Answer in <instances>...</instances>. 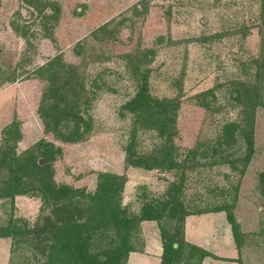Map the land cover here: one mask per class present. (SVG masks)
Returning <instances> with one entry per match:
<instances>
[{"label":"rangeland","instance_id":"374dc122","mask_svg":"<svg viewBox=\"0 0 264 264\" xmlns=\"http://www.w3.org/2000/svg\"><path fill=\"white\" fill-rule=\"evenodd\" d=\"M53 1L61 6L59 21L53 29L54 41L44 38L35 23L32 48L27 49L24 40L14 34L11 24L18 18L17 14L22 20L32 22L31 11L19 0H0L1 56L12 64L29 59L19 69L18 81L0 86V144L2 130L16 120L22 134L16 152L26 151L41 140L51 143L62 151L52 165L55 181L88 192L94 191L101 173L125 176L122 204L136 212L143 199L140 194L159 197L176 177L160 169L144 171L124 165V149L131 136L130 116L124 120L119 111L134 95L135 87L120 57L132 54L138 47L156 49L149 66V94L159 99L180 97L175 122L178 134L174 142L182 159L188 150H202L213 141L221 124L239 118L238 109L227 100V88L216 93L218 106H225L221 111L204 109L198 100L218 79L222 82L226 77L243 75L244 80L243 66L260 52L258 29L250 28L245 37L231 34L214 40V36L233 32L242 24L248 27L251 23L258 24L259 0ZM142 2L148 4V13L135 19L131 14L133 7L140 8ZM122 15L132 18L133 23L125 22L109 40L85 44L84 57L74 54L76 48L83 52L84 47L78 43L93 30L107 22L111 23L109 30H113V22ZM160 37L164 42L156 45L155 40ZM56 56H62L68 63L87 64L88 85L97 89L89 110L91 132L76 144L63 143L45 133L37 115L43 84L33 72ZM176 81L181 82L179 90H176ZM254 113L253 153L242 173L232 171L228 164H214L212 159H199L195 169L188 173L185 196L198 207L217 202L221 188L228 190L237 186L234 215L245 237L240 251L224 213L185 219V239L192 243L209 240L214 245V264H264V195L259 183V175L264 172V105ZM142 137L138 148L149 150L154 140L148 133ZM241 141L238 144L242 153L245 143ZM8 207L9 204L4 210L0 207V214L8 211ZM39 208L37 198L18 196L10 210L15 217L32 223L39 215ZM142 229L144 250L151 252V258L145 259L146 264H156V253L161 252L156 224L144 223ZM137 258L132 255L128 264H135ZM11 259L10 240L0 239V264H11Z\"/></svg>","mask_w":264,"mask_h":264},{"label":"trees","instance_id":"16d2710c","mask_svg":"<svg viewBox=\"0 0 264 264\" xmlns=\"http://www.w3.org/2000/svg\"><path fill=\"white\" fill-rule=\"evenodd\" d=\"M19 1L31 11L33 20H22L17 14L11 28L24 40L27 49L32 48L35 23L44 38L54 41L53 29L59 21L60 4L53 0ZM140 4V8L133 7L131 14L135 19L148 13V4ZM120 17L113 22V30H109L111 23L107 22L78 44L84 47L88 42L109 40L125 22L133 23L132 18ZM257 18L258 24L251 23L250 27L242 24L233 32L224 31L214 36V40L231 34L245 37L250 28L258 29L260 52L243 66L244 80L243 75L226 77L222 82L218 79L198 100L204 109L221 111L225 106H218L216 93L227 88V100L238 109V120L221 124L213 141L202 150H188L182 159L174 142L178 134L175 122L180 97L159 99L149 94V66L156 49L138 47L132 54L120 57L135 87L134 95L119 111L124 120L130 116L131 136L124 149V165L144 171L160 169L176 177L159 197L140 194L143 199L136 212L122 204L125 176L101 173L92 192L57 183L52 165L62 154L61 149L41 140L26 151L16 152L22 139L19 124L15 120L6 126L0 144V202H3L0 207L4 210L9 204V209L0 214V239L10 240L11 264H127L131 254L144 252L142 225L150 222L155 223L158 230L162 248L160 264H202L206 258L214 256L185 239V219L210 213L225 214L234 244L240 251L245 237L234 215L237 186L228 190L221 188L219 200L204 207L195 206L192 199L186 198L185 187L188 173L195 169L199 159L228 164L232 171L242 173L251 158L254 112L264 105V0H259ZM163 42V37L155 40L156 45ZM83 49L82 52L76 48L74 54L84 57L85 47ZM1 53L0 86L13 84L20 79L19 69L29 59L12 64L9 59L5 61ZM85 65L68 63L62 56H56L33 72L43 84L37 115L44 132L66 144L81 142L92 129L89 110L97 89L88 85ZM180 86L181 82L176 81V90L181 89ZM144 133L154 141L149 150L143 151L138 147ZM241 139L245 143L242 153L238 144ZM259 183L264 195V172L259 175ZM18 196L35 197L40 201L39 215L32 223L15 217L10 210Z\"/></svg>","mask_w":264,"mask_h":264},{"label":"crops","instance_id":"0c3cea01","mask_svg":"<svg viewBox=\"0 0 264 264\" xmlns=\"http://www.w3.org/2000/svg\"><path fill=\"white\" fill-rule=\"evenodd\" d=\"M203 216V215H201ZM201 216H194V217H201ZM206 216V215H204ZM190 218V217H189ZM204 239H200V241H198L197 243H192L198 247H201L203 249H205L206 251L210 252L213 256H214V245H212V243L210 244L209 240L208 241H203ZM188 241V240H187ZM160 242V240H159ZM161 244V243H160ZM146 245V244H145ZM162 252V248L160 247V249H158ZM146 250H144L143 253H134V254H131L132 255H137V259L135 260V264H146V261L145 259L147 260V258H151L150 256V249H148L149 252H145ZM161 252L158 251L157 256H156V264H160V256H161ZM130 256V257H131ZM141 257V258H140ZM128 264V263H127ZM203 264H214V257H209V258H206L205 261L203 262Z\"/></svg>","mask_w":264,"mask_h":264}]
</instances>
